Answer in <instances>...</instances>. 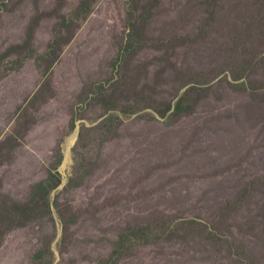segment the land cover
Segmentation results:
<instances>
[{
	"label": "rangeland",
	"instance_id": "374dc122",
	"mask_svg": "<svg viewBox=\"0 0 264 264\" xmlns=\"http://www.w3.org/2000/svg\"><path fill=\"white\" fill-rule=\"evenodd\" d=\"M0 224V264H264V0H0Z\"/></svg>",
	"mask_w": 264,
	"mask_h": 264
},
{
	"label": "trees",
	"instance_id": "16d2710c",
	"mask_svg": "<svg viewBox=\"0 0 264 264\" xmlns=\"http://www.w3.org/2000/svg\"><path fill=\"white\" fill-rule=\"evenodd\" d=\"M89 3L86 2L84 3V5H88ZM59 41V40H57ZM53 177V175H52ZM51 179L50 178L48 180V183L51 182ZM253 190L252 189H249V188H246L242 191L241 193V196L238 200L234 201L231 206L229 207L230 209H236V208H239L243 205V200L252 192ZM15 217L17 218L15 221H11L9 224H8V228H13L15 226H22L26 223V221L28 220V211L27 209L25 210H21L19 214L15 215ZM147 224H150L148 225L146 228H142L140 229V227H135V230H134V233H135V236L138 237V234H139V230H141L143 232V237L147 238V235L144 233V232H147V233H152L153 232V227H152V224L151 223H147ZM135 226V225H134ZM144 226V225H142ZM6 230V227H3L2 224H0V238L2 237V235L4 234ZM239 250V254L240 256L242 257H246L247 256V253L245 251L244 248L242 247H239L238 248ZM114 262V261H113Z\"/></svg>",
	"mask_w": 264,
	"mask_h": 264
}]
</instances>
